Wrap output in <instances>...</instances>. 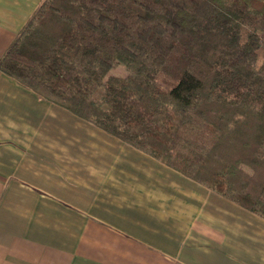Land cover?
Masks as SVG:
<instances>
[{
	"label": "trees",
	"instance_id": "16d2710c",
	"mask_svg": "<svg viewBox=\"0 0 264 264\" xmlns=\"http://www.w3.org/2000/svg\"><path fill=\"white\" fill-rule=\"evenodd\" d=\"M0 71L264 218V0H44Z\"/></svg>",
	"mask_w": 264,
	"mask_h": 264
},
{
	"label": "crops",
	"instance_id": "0c3cea01",
	"mask_svg": "<svg viewBox=\"0 0 264 264\" xmlns=\"http://www.w3.org/2000/svg\"><path fill=\"white\" fill-rule=\"evenodd\" d=\"M0 264H264V218L0 71Z\"/></svg>",
	"mask_w": 264,
	"mask_h": 264
}]
</instances>
